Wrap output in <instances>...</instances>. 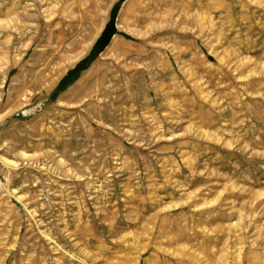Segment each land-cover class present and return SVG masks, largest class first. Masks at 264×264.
<instances>
[{"label":"rangeland","instance_id":"1","mask_svg":"<svg viewBox=\"0 0 264 264\" xmlns=\"http://www.w3.org/2000/svg\"><path fill=\"white\" fill-rule=\"evenodd\" d=\"M0 264H264V0H0Z\"/></svg>","mask_w":264,"mask_h":264},{"label":"bare ground","instance_id":"2","mask_svg":"<svg viewBox=\"0 0 264 264\" xmlns=\"http://www.w3.org/2000/svg\"><path fill=\"white\" fill-rule=\"evenodd\" d=\"M84 52H82V53H78L77 55H75V56H72L70 59L72 60V61H77L80 57H81V55L83 54Z\"/></svg>","mask_w":264,"mask_h":264}]
</instances>
